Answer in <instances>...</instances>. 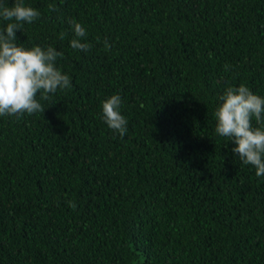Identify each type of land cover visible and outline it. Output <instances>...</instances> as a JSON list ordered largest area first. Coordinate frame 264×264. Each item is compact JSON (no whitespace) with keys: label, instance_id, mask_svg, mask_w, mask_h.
Masks as SVG:
<instances>
[{"label":"trees","instance_id":"16d2710c","mask_svg":"<svg viewBox=\"0 0 264 264\" xmlns=\"http://www.w3.org/2000/svg\"><path fill=\"white\" fill-rule=\"evenodd\" d=\"M25 4L41 15L17 43L62 52L71 83L0 116V264H264V176L214 117L229 87L264 97V0ZM114 94L123 137L102 118Z\"/></svg>","mask_w":264,"mask_h":264},{"label":"clouds","instance_id":"9594fccd","mask_svg":"<svg viewBox=\"0 0 264 264\" xmlns=\"http://www.w3.org/2000/svg\"><path fill=\"white\" fill-rule=\"evenodd\" d=\"M40 15L37 9L26 5L25 0H15L12 7L0 4V19L10 21L0 30V116L44 113L37 95L48 100L50 94L70 87V77L56 66L62 52L52 46L28 49L17 43L16 32H22L25 23H33ZM71 26L75 38L70 41V47L87 52L91 45L81 42L87 36L85 28L76 21H71ZM105 45L108 47L107 41ZM220 100L214 112L215 133L234 142L231 151L243 164L254 166L257 177L264 176V97L241 84L227 88ZM121 103L118 94L103 101L102 118L110 129L123 137L128 121L121 114ZM253 119L261 126L254 127ZM70 206L75 208V204Z\"/></svg>","mask_w":264,"mask_h":264}]
</instances>
